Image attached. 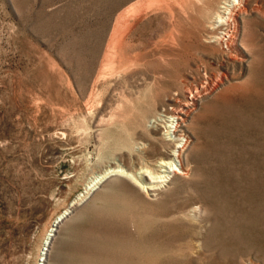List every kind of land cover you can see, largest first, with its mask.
Instances as JSON below:
<instances>
[{
  "label": "rangeland",
  "instance_id": "obj_1",
  "mask_svg": "<svg viewBox=\"0 0 264 264\" xmlns=\"http://www.w3.org/2000/svg\"><path fill=\"white\" fill-rule=\"evenodd\" d=\"M224 1L0 0V264H264V0Z\"/></svg>",
  "mask_w": 264,
  "mask_h": 264
},
{
  "label": "bare ground",
  "instance_id": "obj_2",
  "mask_svg": "<svg viewBox=\"0 0 264 264\" xmlns=\"http://www.w3.org/2000/svg\"><path fill=\"white\" fill-rule=\"evenodd\" d=\"M237 2H239V0H225L224 5H222V10L219 12V14L217 13L215 16V23H229L230 20H233L234 16H235V12H236L235 7H236ZM122 22L120 21L119 23H122ZM124 23H123V25H124ZM125 25H127V23ZM119 26L121 27L122 25L120 24ZM120 32H122V30L120 31L119 27H116L114 29L113 37L111 40L112 45H113V43L117 44V41H119V39L121 37ZM113 57H115V56H113ZM173 98L174 97L169 98V99L176 100V104L170 103L168 108L164 109L165 112L160 113V115H163V118H157V120L159 119L160 122H157V123L155 122L156 124H160V125L162 122L163 123L165 122V124H166L165 126H167L166 127V133L168 134L167 136H169L172 133H173V135H178V136L180 134H182V131H184V130L180 129L181 125L184 123V120L186 119L185 117H187L186 115L189 112V110L191 109V106L195 103L196 99H198L192 93L183 94V96H182L183 100L181 99V97H179L182 101H177L178 98H176V99L175 98L173 99ZM195 106L193 108H195ZM188 117H189V114H188ZM175 137H177V136H175ZM188 142H189L188 139H185L184 141L176 142L174 144L173 149H171V151L165 155V157L167 159L161 158V159L157 160V162L155 163L154 166L155 167L157 166V168L160 172H158V173L156 172L155 174H153L149 169H140L138 171V174L141 175V177H140L141 179L135 178L133 180L135 182V184H137V186H139L143 190L150 192V191L155 190L156 188L160 187L165 181L167 182V180L171 176H173L174 174H176V173H179V175H180V173L182 174L183 173L182 168H178V166L175 165V161L173 162V160H178V161L180 160L179 155L182 152V150L184 149V147L188 144ZM118 172L119 173L122 172V170L119 167L114 168V169L113 168L109 169V170L103 172L102 174H99L95 179H93V181H90V183L87 185L86 190L84 192L88 193V192L93 191L95 189L97 190V187H99L106 180V178L109 177V175L111 176V174L113 175L114 173H118ZM79 199L80 198L75 199L65 209V211H63L57 217V219H55V221L52 224V227L49 231L50 233H48L47 239L44 243L42 258L40 259V261L45 260V255H47L49 246L53 240V237H54L59 225L61 223H63L65 218H67L70 215L71 210H75L74 207L79 205ZM41 264H43V263H41Z\"/></svg>",
  "mask_w": 264,
  "mask_h": 264
}]
</instances>
